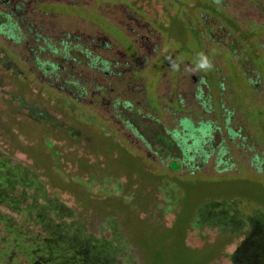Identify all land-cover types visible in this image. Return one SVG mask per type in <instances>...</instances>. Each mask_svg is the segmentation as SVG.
I'll use <instances>...</instances> for the list:
<instances>
[{
    "label": "rangeland",
    "instance_id": "374dc122",
    "mask_svg": "<svg viewBox=\"0 0 264 264\" xmlns=\"http://www.w3.org/2000/svg\"><path fill=\"white\" fill-rule=\"evenodd\" d=\"M0 10L13 17L0 28V154L36 172L98 239L115 219L136 264H234L249 226L235 235L198 209L264 216V0H0Z\"/></svg>",
    "mask_w": 264,
    "mask_h": 264
},
{
    "label": "trees",
    "instance_id": "16d2710c",
    "mask_svg": "<svg viewBox=\"0 0 264 264\" xmlns=\"http://www.w3.org/2000/svg\"><path fill=\"white\" fill-rule=\"evenodd\" d=\"M206 6L200 4L199 7L209 15L210 5ZM12 18L0 10V28L12 27L11 22L5 24ZM204 18L202 12L196 21L203 23ZM171 31L170 25L167 33ZM36 39L46 42L39 33H36ZM39 48L43 50V45H39ZM85 55L96 65L101 62L90 52ZM40 65L50 70L48 63ZM191 126L186 120L185 127ZM169 141L168 144L177 145L175 140ZM0 206L14 214L0 212V264H136L133 246L115 219L108 221H112L108 224L110 234L105 239H98L84 222L69 221H74L75 211L58 197L50 196L36 172L3 154H0ZM231 206L216 202L205 204L198 211L204 215L206 224L211 223V216L219 215L221 218L212 223L231 225L235 235L244 233L248 225L250 236L231 260L234 264H264V216L257 220L245 215L235 204Z\"/></svg>",
    "mask_w": 264,
    "mask_h": 264
},
{
    "label": "clouds",
    "instance_id": "9594fccd",
    "mask_svg": "<svg viewBox=\"0 0 264 264\" xmlns=\"http://www.w3.org/2000/svg\"><path fill=\"white\" fill-rule=\"evenodd\" d=\"M202 69H208L211 67L210 62L207 60V58H204L203 62L199 65Z\"/></svg>",
    "mask_w": 264,
    "mask_h": 264
}]
</instances>
